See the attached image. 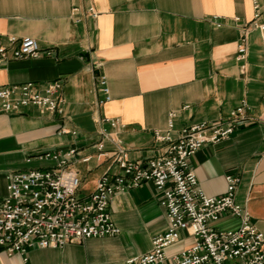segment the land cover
<instances>
[{
    "label": "crops",
    "instance_id": "0c3cea01",
    "mask_svg": "<svg viewBox=\"0 0 264 264\" xmlns=\"http://www.w3.org/2000/svg\"><path fill=\"white\" fill-rule=\"evenodd\" d=\"M258 2L264 20V0ZM89 6L96 18L71 20L73 7L83 14ZM252 16L251 0H0V43L31 37L52 52L0 61V87L58 80L63 99L55 113L33 106L0 113V193L12 173L52 169L55 162L45 154L74 149L67 167L79 177L77 197L86 199L104 173H119L111 140L130 161L145 162L164 152L154 133L165 131L169 120L175 137L184 127L223 122L244 102L242 126L228 140L202 146L188 165L210 197L224 194L225 176H237L235 202L264 238V40L258 31L247 34L245 59H235L240 28ZM101 77L110 99L99 104ZM103 138L98 156L95 145ZM159 199L148 182L118 192L108 205L115 237L31 248L23 256L0 251V264H124L164 232ZM238 225L230 215L211 223L220 231ZM190 243L182 238L176 252Z\"/></svg>",
    "mask_w": 264,
    "mask_h": 264
},
{
    "label": "built area",
    "instance_id": "2783aa9c",
    "mask_svg": "<svg viewBox=\"0 0 264 264\" xmlns=\"http://www.w3.org/2000/svg\"><path fill=\"white\" fill-rule=\"evenodd\" d=\"M251 1L252 19L240 28L235 57L238 62L245 59L250 30L258 31L264 40L262 6L258 0ZM82 15L97 17L91 6L83 14L76 7L70 11L75 23ZM233 20L237 22L238 18ZM7 42L8 46L0 43V61L37 59L52 54L41 51L31 37L19 41L8 37ZM244 70L243 64L240 71ZM98 85L103 95L98 101L101 104L110 99L109 90L103 77ZM62 101L58 80L44 85L28 82L0 87V113H16L29 106L55 113ZM247 118V107L242 102L223 122L184 127L175 137L171 135L169 120L165 131L154 133V140L164 145V152L145 162L130 161L119 142L111 140L114 145L111 159L119 173H104L86 199L77 197L80 180L77 173L67 167L75 150L45 154L44 157L55 162L54 168L12 173L4 193H0V251L8 256H23L31 248H60L90 238L115 237L119 229L108 213L110 201L116 193L148 182L160 194L159 204L165 212L166 227L163 233L152 238L148 252L127 259L124 264H264L263 235L250 222L247 210L235 202L239 178L225 176L224 194L210 197L198 186L188 165L189 158L198 149L228 140ZM105 122L114 128L121 127L116 119H105ZM104 139L95 145L98 156L104 155ZM223 215L238 219V227L227 231L212 228L211 223ZM186 237L191 238L189 245L171 256L166 255L167 248Z\"/></svg>",
    "mask_w": 264,
    "mask_h": 264
},
{
    "label": "rangeland",
    "instance_id": "374dc122",
    "mask_svg": "<svg viewBox=\"0 0 264 264\" xmlns=\"http://www.w3.org/2000/svg\"><path fill=\"white\" fill-rule=\"evenodd\" d=\"M178 248H179V246L174 244V245L170 246L169 248H167L165 253L167 256H171L172 254L176 253Z\"/></svg>",
    "mask_w": 264,
    "mask_h": 264
}]
</instances>
